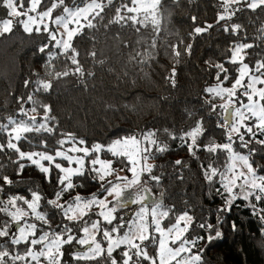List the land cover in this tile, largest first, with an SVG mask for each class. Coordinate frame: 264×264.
<instances>
[{
    "label": "snow or ice",
    "instance_id": "6c2138e0",
    "mask_svg": "<svg viewBox=\"0 0 264 264\" xmlns=\"http://www.w3.org/2000/svg\"><path fill=\"white\" fill-rule=\"evenodd\" d=\"M217 3L220 11L216 16V25L225 34L239 37L230 42V55L224 62H206L210 69L215 70V83L204 89L208 98L203 102L208 105L209 113L217 114L216 126L224 130L225 142L217 143L211 134L205 136L207 129L203 117L179 135L169 129L162 130L169 140L179 139L194 157L201 150L209 154L211 162L207 167L201 163V169L209 191H214L224 201L216 210L218 223L214 225L207 218L197 220L190 209L176 212L174 206L166 207L162 199L153 196L150 182L155 181L159 185L160 177L152 174L153 166L149 160L155 159L154 152L163 153L169 148L167 140L160 138L161 130L148 129L118 136L108 144H88L74 133L59 131V120L52 115V106L37 96V93L52 92L54 82L64 81L69 76L84 83L86 76L95 75L92 71H85L81 62L82 53L72 42L85 27L97 29L105 19L102 13L112 6L113 0H84L82 6L73 0V7H69L65 0H48V3L45 0H27V6L25 0H0V7L6 9L8 17L0 20V37L12 32L13 17H23L15 23L29 35L33 31L39 34L41 30L47 34L46 42L38 47L39 53L46 54L44 76L35 73V80H25L26 88L29 83L33 85L31 94L26 98H17L19 115L25 119L9 118L8 124L0 125V131L7 136L6 142L0 143V153L18 165V173L25 168L21 160L35 165L49 183L53 168L59 173L50 198L32 188L27 190L30 194L27 198L24 194L6 192V187H12L14 181L3 173V165L0 164V194L4 196L0 198V213L7 217L0 218V238L8 242V246L0 244V264H204L205 249L199 245L210 244L222 235L218 226L222 223L220 213L231 212L235 201L246 202L252 215L264 222V204L261 203L264 201V174H258V166L254 168L250 162L260 150L249 148L253 142L264 148V87H257L264 85V59H258L254 64L245 63L247 50L261 46L255 41L264 43V25L257 30L259 35L248 42L247 31L241 23H227L237 13L249 10L256 13L257 9L264 12V0H217ZM160 4L161 0H121L115 8V15L108 19L104 27L122 22L148 27L144 21L150 19V40H138L137 44L142 47L134 49L129 58L140 65L155 61L160 55L157 50L159 41L164 55L173 65L164 79L175 87L176 65L183 55H191L192 44L185 43L183 38L176 42H164L166 38L161 37L164 17L160 14ZM180 4L181 0H169L166 7H178ZM59 7L63 9L62 14L53 17V12ZM141 8L144 9L142 18L139 14ZM46 20L55 27L49 28ZM191 20L194 27L188 34L189 39L215 26L208 22H204L203 26L197 24L195 15ZM61 28L63 32L59 31ZM140 30L136 28L137 32ZM83 58H91L93 64L104 63V60L97 59L95 45L83 54ZM226 63L238 65L228 87L225 84L232 74ZM216 98L224 103H214ZM25 103L32 107L25 109ZM38 109L43 113L39 121ZM241 129L244 131L241 132ZM28 133H35L40 139L30 138L26 135ZM44 134L59 137L55 140L56 147L49 145ZM233 134L237 138L234 139ZM246 136L248 139H245ZM257 136L262 138L257 139ZM202 138L203 143L200 142ZM21 140L33 150H21ZM234 145L247 150L246 154ZM10 153H15L16 158L13 159ZM219 153L225 154L222 164L217 163ZM58 161H66L67 166ZM182 163L175 161V165ZM123 171L131 176L119 175ZM113 174L115 180L109 179ZM77 177L80 179H74ZM86 180L97 186V191L88 196L77 191L85 187ZM132 206L138 207L133 208L127 219L123 215L117 216L118 212ZM170 214L172 221L164 226L163 221ZM196 228L202 234L196 233ZM232 228L236 229L235 223ZM21 245L24 246L22 251L18 250Z\"/></svg>",
    "mask_w": 264,
    "mask_h": 264
},
{
    "label": "trees",
    "instance_id": "16d2710c",
    "mask_svg": "<svg viewBox=\"0 0 264 264\" xmlns=\"http://www.w3.org/2000/svg\"><path fill=\"white\" fill-rule=\"evenodd\" d=\"M120 2L121 0H113L112 6L105 9L102 13L105 19L100 22L97 29L85 27L73 39L72 43L82 53L81 62L85 71H92L95 75L86 76L84 83L69 76L64 81L54 82L52 92L37 93V96L44 103L52 106V115L59 120V131L74 133L88 144L93 142L108 144L118 136L123 137L148 129L161 130L160 138L167 140L169 148L163 153L154 152L155 159H150L153 161L152 174L160 177L159 185H156L155 181L150 182L153 195L157 199H162L166 207L174 206L176 212L190 209L197 220L207 218L216 225L218 223L216 210L224 201L214 191H209L201 169V163L207 167L211 162L209 154L201 150L194 157L179 139L169 140L162 130L169 129L179 135L182 131L189 130L197 119L203 117L204 127L207 129L205 136L211 134L217 143L225 142L224 130L216 126L217 114L209 113L208 105L203 102L208 98L204 89L215 83L213 79L215 70L210 69L206 62H224L230 55L228 51L230 42L239 37H234L230 33L225 34L216 25V16L220 11L217 0H191V2L181 0L180 6L172 8L166 7L169 0H161L160 14L164 17L161 37L166 38L164 42H176L183 38L185 43L192 44L191 55H183L181 62L176 65L177 83L172 87L164 79L173 66L172 61L164 55V49L159 41L157 50L160 55L155 61L140 65L129 58L134 49L142 47L137 44L138 40L142 38L144 41L150 40L152 35L150 21H144L148 27L133 25L131 22L104 27L108 19L115 15V8ZM45 3H48V0H45ZM65 3L73 7V0H65ZM75 3L82 6L84 0H75ZM43 7L44 4L41 5V9ZM62 11V7L57 8L53 16ZM5 12L6 9L0 7V18ZM193 15L197 17V24L203 26L204 22H208L215 26L208 32L189 39L188 34L194 27L191 20ZM236 22L244 26L247 31L246 39L252 42L251 38L257 37L259 35L257 30L264 25V12L257 9V12L253 13L249 10L237 13L233 20L227 21V23ZM136 28L141 30L137 32ZM117 34H119L118 38ZM46 40L47 34L43 31L39 34L33 31L29 35L21 26L13 28L11 33L0 37V125L8 124L9 118L25 119L19 115L20 104L17 98L21 96L26 98L32 92L33 85L29 83L26 88L25 80H35V73L44 76L43 64L46 54L39 53L38 47ZM255 43L261 46L247 50L245 63L254 64L256 60L264 59V43L259 40ZM93 45L97 51V59L104 60L103 64H93L91 58H83V54ZM52 50L56 51V49ZM225 66L232 74L225 84L228 87L236 75L235 69L238 65L226 63ZM213 102L221 104L219 98ZM31 107V104H24L25 109ZM217 111L219 112L220 109ZM42 114V110L38 109V121ZM26 135L36 140L40 139L35 133ZM44 137L48 139L50 146L56 147L55 140L59 137H48L47 134H44ZM260 138L262 137L257 136V139ZM245 139L248 137L246 136ZM6 140V134L0 131V143ZM200 142H205L204 138ZM20 146L23 151L33 150L24 140L20 141ZM234 147L245 154L247 152L238 145ZM249 148L260 150L251 157L250 162L253 163L254 168L258 166V174H264V148L254 142ZM5 152L9 150L5 149ZM10 155L13 159L16 158L15 153ZM224 158L225 154L219 153L217 163L222 164ZM177 160L183 163L175 165ZM58 162L67 166L66 161ZM20 163L24 164L25 168L23 172L18 173V165L12 163L5 154L0 153L3 173L14 181L12 187H6V192L24 194L30 198L27 190L32 188L50 198L55 190L58 170L53 168L49 183L35 165H31L27 160H21ZM84 182L85 187L77 189L82 195L88 196L97 191L95 184L87 180ZM0 198H4L3 194H0ZM261 203L264 204V201ZM41 205L44 206L43 201ZM135 207L138 206L121 210L117 216L126 217ZM0 218L7 219L2 213ZM220 218L222 223L218 226L222 235L210 244L199 245L200 248L205 249L204 264H264V222L252 215L246 202L235 201L231 212L220 213ZM171 221L170 214L169 218L163 221V225L167 226ZM233 223L236 225L235 230L232 228ZM195 232L202 234L198 228ZM191 234L190 230L189 235ZM0 244L8 246L7 240L3 238H0ZM23 247L21 245L18 250L22 251Z\"/></svg>",
    "mask_w": 264,
    "mask_h": 264
},
{
    "label": "rangeland",
    "instance_id": "374dc122",
    "mask_svg": "<svg viewBox=\"0 0 264 264\" xmlns=\"http://www.w3.org/2000/svg\"><path fill=\"white\" fill-rule=\"evenodd\" d=\"M142 2H143V0H142ZM25 6H27V4H25ZM220 10V9H219ZM143 12H144V9H139V14H140V17L142 18L143 17ZM60 14H62V12L60 13ZM60 14H58V15H60ZM55 16H57V15H54L53 17H55ZM5 18H8L7 16H6V12L4 13V15H2V17L0 18L1 20H3V19H5ZM13 20H14V24H13V28H15V27H20V25L19 24H17V23H15V21L16 20H18V19H23V17H13L12 18ZM146 21V20H145ZM147 21H150V19L149 20H147ZM45 23H47L48 24V26H49V28H54L55 27V25H53L50 21H48V20H46L45 21ZM81 23H84V21H81ZM69 27H72V25H70ZM41 31H43V30H41ZM59 31L60 32H63L64 30L61 28V29H59ZM245 83H247V80H245ZM229 86H231V85H229ZM226 87V86H225ZM257 87L259 88V87H264V85H257ZM239 91L237 92V95L239 96ZM219 102L220 103H224V101H222V100H220L219 99ZM237 106H239V105H237ZM244 130L243 129H241V132H243ZM233 135H236V134H233ZM45 163V165H47V162H44ZM149 163L152 165V163H153V161H151V160H149ZM119 175H121V176H125V175H127V176H131V174L130 173H125L124 171L123 172H120L119 173ZM109 179H112V180H115V174H113L111 177H109ZM142 179H143V177H142ZM155 198H157L155 195H153ZM109 199H111V197L109 198ZM18 205H19V203H18ZM24 207H26V206H24ZM129 214V213H128ZM128 214L126 215V217H125V219H127L128 218ZM151 220V218H149V221ZM15 229V225H13V229L12 230H14Z\"/></svg>",
    "mask_w": 264,
    "mask_h": 264
}]
</instances>
